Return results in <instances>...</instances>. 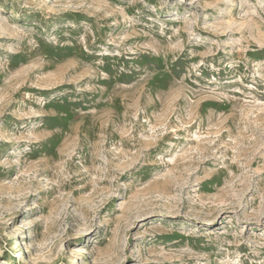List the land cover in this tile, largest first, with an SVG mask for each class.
Instances as JSON below:
<instances>
[{
	"label": "rangeland",
	"instance_id": "obj_1",
	"mask_svg": "<svg viewBox=\"0 0 264 264\" xmlns=\"http://www.w3.org/2000/svg\"><path fill=\"white\" fill-rule=\"evenodd\" d=\"M0 264H264V0H0Z\"/></svg>",
	"mask_w": 264,
	"mask_h": 264
}]
</instances>
